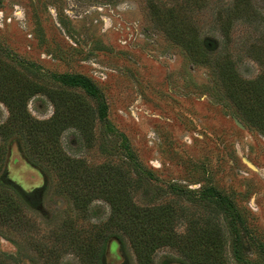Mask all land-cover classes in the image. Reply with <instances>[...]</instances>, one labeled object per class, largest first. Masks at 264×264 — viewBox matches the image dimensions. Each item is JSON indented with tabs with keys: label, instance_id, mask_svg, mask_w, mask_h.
Instances as JSON below:
<instances>
[{
	"label": "rangeland",
	"instance_id": "obj_1",
	"mask_svg": "<svg viewBox=\"0 0 264 264\" xmlns=\"http://www.w3.org/2000/svg\"><path fill=\"white\" fill-rule=\"evenodd\" d=\"M241 4L0 0L3 74L51 92L52 98L34 96L27 113L47 122L65 111L58 122L68 127L59 141L71 164L73 159L86 161L82 181L92 170L115 167L126 157L119 134L150 172L126 167V181L138 182L127 186L140 208L137 216L155 222L172 213L180 237L176 247L158 250L152 264H264V113L263 120L250 121L246 106L251 97L244 90L246 81L259 76L264 85V0ZM164 11L176 17V29L186 37L192 32L182 21L191 17L198 45L188 48L173 39L155 18ZM7 64L15 69L12 73ZM64 74L83 75L96 84L117 133L97 120V102L85 90L52 77ZM80 110L92 114L79 120ZM9 117L0 101V148L5 153L0 183L39 191L26 210L31 224L7 227L0 234V255L6 264H85L58 240L79 232L84 239L99 237L103 227L122 233L107 199L117 191L114 169L106 184L96 185V193L88 192V211L82 215L63 192L61 169L52 157L41 158L27 136L2 130ZM81 123L85 135L76 128ZM211 188L229 197L237 213L218 211L216 198L206 193ZM122 237L110 238L104 264H140L130 239Z\"/></svg>",
	"mask_w": 264,
	"mask_h": 264
},
{
	"label": "trees",
	"instance_id": "obj_2",
	"mask_svg": "<svg viewBox=\"0 0 264 264\" xmlns=\"http://www.w3.org/2000/svg\"><path fill=\"white\" fill-rule=\"evenodd\" d=\"M243 1L235 0L239 8ZM155 18L160 25L166 28L167 33L173 39L177 38V40L182 41L188 48H193L194 45H198L199 32L191 17H185L182 23L189 27L188 30L192 32V37H186L184 34L179 33L178 29H176V17L170 15L169 12H159ZM7 55L13 57L12 52L7 51ZM33 66L34 64L32 63L28 65V67ZM5 69L8 73H12L15 70L10 64H7ZM3 71L2 66L0 67V101L5 103L9 108L10 117L2 126V130L5 129L6 132L21 133L27 136L30 139L31 145L40 154L41 158L43 156L47 160L49 157L50 159L52 157V163L55 165V168L61 169L60 174L63 177V192L68 194L73 200L74 208L78 213L84 215L88 211L89 203L87 197L89 193H96L97 184H106L109 181L110 169H114V181L116 182L117 191H115L114 197L108 196L107 199L114 209V225L122 233L118 234L119 232H114L112 229H108V227H103L99 237L84 239V237H81L80 232L76 235H67V237L64 236L63 239L58 240L66 242L60 245L62 249L68 250V248H71L81 259L83 257L85 264H104L103 260L107 253L110 238L115 237L123 241L122 234H124L130 239L140 264H152L158 250L164 247H176L180 242V237L174 228V221L171 219V216H173L172 213L166 217L162 214L159 215L155 222H152L153 219L149 220V222L141 221L140 217L137 216L140 215L138 213L140 208L132 201L133 193L127 186L138 184V182L130 184L129 181H126V167L139 169V172L144 175H148L150 172L135 156L125 136L118 132L123 138L121 151L126 153V157L119 159L118 165H115V167L102 165L92 170L95 172L91 174L87 173L85 175L86 183L83 182L81 177L84 176L85 170H87L85 168L86 161L83 159H73V164H71V158L66 155L59 141L61 133L68 127L58 122L62 116L65 117V111H60L61 115L59 114V118L57 113V117L51 121L43 122L34 120L27 113L28 102L38 94H46L52 98L51 92L41 84H36L27 79L24 80V78L19 80L13 79L10 75H4ZM222 75L228 78V70L222 71ZM52 77L64 85L79 87L85 90L97 102V120L105 127L109 126L113 128L114 132L117 133V130L110 123L108 114L109 106L104 95L90 78L83 75L70 74L52 75ZM260 83L262 82L259 76L252 81H246L244 85L245 92L251 97L247 102L248 106H246V111L250 114V121L253 122L263 120L264 85L261 86ZM59 100H61L60 104L57 103L58 101H53L57 107L58 104L61 106L63 102L60 97ZM240 101L244 104L241 99ZM78 112H81L79 113V120L92 114L85 110ZM81 125L82 123L77 125L76 128L82 135H85L87 128ZM4 156V150L0 148V174L2 176L5 174L3 172ZM67 177L70 178V182H66L68 180ZM172 189L174 193L181 194L179 187L173 186ZM38 191L39 189H35L29 192L15 185L0 183V234L4 235V230L7 227L13 226L18 229L31 224V220H27L28 213L26 210L34 206L35 196ZM206 193L216 198L218 211L237 213L234 204L226 195L214 188L208 189ZM145 224L147 227L155 225L156 229L149 230ZM20 252L21 250L19 249L18 255L21 254ZM0 264H6L2 255H0Z\"/></svg>",
	"mask_w": 264,
	"mask_h": 264
},
{
	"label": "water",
	"instance_id": "obj_3",
	"mask_svg": "<svg viewBox=\"0 0 264 264\" xmlns=\"http://www.w3.org/2000/svg\"><path fill=\"white\" fill-rule=\"evenodd\" d=\"M240 125H241V124H240ZM247 163H248V164H250L249 162H247ZM250 165H251V164H250ZM251 167H253V168H254V166H252V165H251Z\"/></svg>",
	"mask_w": 264,
	"mask_h": 264
}]
</instances>
